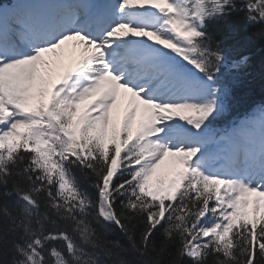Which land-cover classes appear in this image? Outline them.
<instances>
[{
    "label": "snow or ice",
    "instance_id": "obj_1",
    "mask_svg": "<svg viewBox=\"0 0 264 264\" xmlns=\"http://www.w3.org/2000/svg\"><path fill=\"white\" fill-rule=\"evenodd\" d=\"M237 23L264 0H0V264H264Z\"/></svg>",
    "mask_w": 264,
    "mask_h": 264
},
{
    "label": "trees",
    "instance_id": "obj_2",
    "mask_svg": "<svg viewBox=\"0 0 264 264\" xmlns=\"http://www.w3.org/2000/svg\"><path fill=\"white\" fill-rule=\"evenodd\" d=\"M251 31L252 29H245L237 23L233 34H243L244 38L240 42H228L232 57H237L241 53L248 57L246 66L238 73L233 111L228 117L229 122L264 104V41L252 39ZM112 236L119 238L118 233H113Z\"/></svg>",
    "mask_w": 264,
    "mask_h": 264
}]
</instances>
